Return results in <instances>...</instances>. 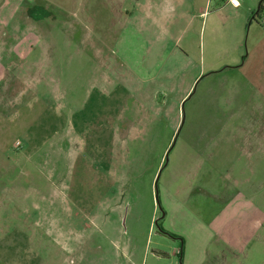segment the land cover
<instances>
[{
	"label": "rangeland",
	"instance_id": "obj_1",
	"mask_svg": "<svg viewBox=\"0 0 264 264\" xmlns=\"http://www.w3.org/2000/svg\"><path fill=\"white\" fill-rule=\"evenodd\" d=\"M216 1L173 3L175 44L133 0H0V264H264V56L193 83L264 10Z\"/></svg>",
	"mask_w": 264,
	"mask_h": 264
},
{
	"label": "crops",
	"instance_id": "obj_2",
	"mask_svg": "<svg viewBox=\"0 0 264 264\" xmlns=\"http://www.w3.org/2000/svg\"><path fill=\"white\" fill-rule=\"evenodd\" d=\"M261 1L262 0H240L239 6H233L231 4H224L222 7L221 6V4H223L222 1L217 0L216 4L220 5L222 9H231L234 13H237L240 16L241 15L243 16V19H244L243 23L237 24L235 27V33L239 34L241 32V34H242V31H243L244 27H246V26H248L249 32H251V30H253V28L256 29V27H259L258 24L255 25V23L253 21H249V20H250L251 16L254 14V12L256 11V8H257V10L259 9ZM133 2L135 4L137 11L142 10L140 18L142 19V21H144V23H142V25H141L143 28H146L145 20H147V19L149 20L152 18L154 21H156L162 25V35H161L160 39H162L165 34H168V32L171 31L170 30L171 26L178 27V30L175 33L171 34L173 41L177 39L175 44H177L178 41L181 40V38H182V40L185 38V36L187 34L188 23L192 20L191 18L189 19V16H190L189 13L190 12L188 14L186 13V11H184L182 13V18L184 20H179V18L178 19H176V18L171 19L168 17V12L171 11L170 8H173L175 6V4H173V3L179 4V5H176V7L174 9H172V11L175 10L180 5H182V7H183V5L186 3V0H168L167 6H166V14H164L163 12H160V11L157 12V14L161 13L162 16H164V18H165L164 21H160V18L156 14H152V11L150 9V7H151L150 0H147V2H145V3H144V0H133ZM149 5H150V7H148ZM146 7H148V8H146ZM182 10H183V8H182ZM143 11H146V12H143ZM144 13H145V17H144ZM197 14H198L199 18L203 17V15L208 16L207 12L203 11V10L198 11ZM261 15L262 14H260V16ZM186 18L189 20H187ZM202 28H203V25H202ZM23 50L24 49L20 50L18 48L14 49V51L18 55V58L19 57L22 58L25 56V55L22 56V54H24V53L21 51H23ZM33 51H35V50H33ZM178 53H179V50L177 49V45H175L170 50L169 55L170 56H172L174 54L178 55ZM225 53H226V56H228V58H230V59L227 60L226 57L214 59L215 54L219 55V52L215 53V50H213L210 47L208 60H207L205 57L206 49L204 48L203 60L200 61V65L196 71V76L193 80V83L196 81L197 78H199L202 74H205L207 71L208 72L209 71L214 72V71L218 70V68L222 64H226L225 67H238V66H241V64H245L246 65L245 68H247L248 71H250L251 69H253L256 66V59L260 58L261 56L262 57L264 56V38L262 37L261 39H259L256 42H255V39L253 40L252 46H250V48H248L249 56L246 59H245V48H244L243 43H242V37L238 40V42H235L234 45L227 48V50H225ZM28 55L29 54H27L26 56L28 57ZM30 56H31V54H30ZM33 56L35 58H38V55H33ZM241 57L244 60V62L242 61L241 64L234 63V62H239ZM21 62H23V61H21ZM224 62H226V63H224ZM8 69H9V64L7 63V61H5L4 56H0V86L3 85V83L7 77V74L9 72ZM190 90H191V87L189 88V90L187 91L186 95L183 98H185L189 94ZM152 97H155V96L148 94L145 98H152ZM8 145H9V142L0 141V156L3 159V161L1 163H3L4 166L7 163L6 158L8 157L7 156L8 150L6 148H9ZM5 146H7V147H5ZM235 239H236V237H235ZM237 239L238 240H233V241L237 242L238 245L244 242V237H242V236L237 237ZM226 242H227V244H229L232 247L233 244L231 243V241L228 240ZM182 252L183 251L181 248L180 252H179V254L181 253L180 254L181 256H182Z\"/></svg>",
	"mask_w": 264,
	"mask_h": 264
},
{
	"label": "built area",
	"instance_id": "obj_3",
	"mask_svg": "<svg viewBox=\"0 0 264 264\" xmlns=\"http://www.w3.org/2000/svg\"><path fill=\"white\" fill-rule=\"evenodd\" d=\"M221 1L224 4H231L233 6H239L240 5V0H221ZM261 21H262V23L264 25V15L262 16ZM17 145H20L19 141L17 142Z\"/></svg>",
	"mask_w": 264,
	"mask_h": 264
},
{
	"label": "water",
	"instance_id": "obj_4",
	"mask_svg": "<svg viewBox=\"0 0 264 264\" xmlns=\"http://www.w3.org/2000/svg\"><path fill=\"white\" fill-rule=\"evenodd\" d=\"M174 144H175V141H174L173 145H174ZM171 148H172V147H171ZM171 148H170V150H171ZM170 150H169V151H170ZM169 151L167 152L166 161H168ZM166 163H167V162H166ZM166 163H165V164H166ZM162 170H163V168L160 169L159 174L162 173ZM159 176H160V175H159ZM158 178H159V177H158ZM159 232H163L161 228H159ZM156 253H159V252L156 251Z\"/></svg>",
	"mask_w": 264,
	"mask_h": 264
},
{
	"label": "trees",
	"instance_id": "obj_5",
	"mask_svg": "<svg viewBox=\"0 0 264 264\" xmlns=\"http://www.w3.org/2000/svg\"><path fill=\"white\" fill-rule=\"evenodd\" d=\"M263 10H264V0L261 1L260 6H259V9L257 10L256 14H259ZM182 251H183V249H182Z\"/></svg>",
	"mask_w": 264,
	"mask_h": 264
},
{
	"label": "flooded vegetation",
	"instance_id": "obj_6",
	"mask_svg": "<svg viewBox=\"0 0 264 264\" xmlns=\"http://www.w3.org/2000/svg\"><path fill=\"white\" fill-rule=\"evenodd\" d=\"M165 234H167V233H165Z\"/></svg>",
	"mask_w": 264,
	"mask_h": 264
}]
</instances>
